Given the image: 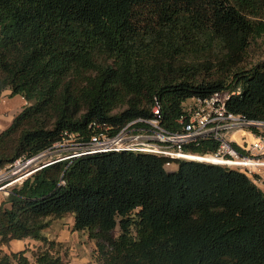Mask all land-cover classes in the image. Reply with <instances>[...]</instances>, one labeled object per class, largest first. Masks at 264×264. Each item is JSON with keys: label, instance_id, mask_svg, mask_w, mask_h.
<instances>
[{"label": "trees", "instance_id": "1", "mask_svg": "<svg viewBox=\"0 0 264 264\" xmlns=\"http://www.w3.org/2000/svg\"><path fill=\"white\" fill-rule=\"evenodd\" d=\"M263 37L264 0H0V99L26 100L0 131V170L64 131L115 133L156 100L170 132L215 92L264 120V57L252 53ZM220 144L208 135L182 150ZM67 215L96 244L97 262L81 264H264V189L226 164L114 150L46 165L0 202V264H73L44 234ZM27 238L43 245L3 248Z\"/></svg>", "mask_w": 264, "mask_h": 264}, {"label": "built area", "instance_id": "2", "mask_svg": "<svg viewBox=\"0 0 264 264\" xmlns=\"http://www.w3.org/2000/svg\"><path fill=\"white\" fill-rule=\"evenodd\" d=\"M229 96L227 92H215L208 97H194L187 112L179 118L182 128L176 132H170L161 125L162 106L158 100L149 117L133 119L115 133L101 131L90 140L82 141L74 133L64 131L63 138L50 148L31 157H20L1 169L0 192L46 165L90 153L129 150L187 158L189 153L182 150L183 145L208 135L221 141L218 152L211 155L235 162L220 164L238 165L254 175L257 168L264 166V120L250 121L241 114L229 111L226 106ZM250 123L254 126H250ZM251 127L257 129L253 130ZM246 128L254 131L256 140L246 142L245 151L248 154H241L232 146L227 135L234 130Z\"/></svg>", "mask_w": 264, "mask_h": 264}, {"label": "rangeland", "instance_id": "3", "mask_svg": "<svg viewBox=\"0 0 264 264\" xmlns=\"http://www.w3.org/2000/svg\"><path fill=\"white\" fill-rule=\"evenodd\" d=\"M252 53L257 57H264V37L260 38L257 44L253 45ZM22 95L14 94L10 95L9 91H5L0 99V130L8 127L14 118V116L22 109L26 104ZM24 104V105H23ZM23 105V106H22ZM248 154V153H247ZM186 158V157H185ZM190 159V158H188ZM206 161V160H204ZM210 162V161H209ZM233 167L241 168L238 165H230ZM176 164L172 163L167 165L168 169L175 168ZM261 168V167H260ZM257 168L254 171V178L259 181L262 178V169ZM264 168V167H262ZM252 175L251 173H249ZM22 182V181H21ZM21 182H15L9 185L5 191L0 192V202L8 195L11 189ZM259 186L264 189V183H260ZM73 216L67 215L63 218L54 219L51 224L44 230V234L50 240H55L59 243V250L63 257L73 263H96V244L91 239L87 231H77L73 229ZM118 228L113 231L114 235L118 234ZM39 245H43L41 241L34 239H22L13 240L10 245L3 246L5 250H18L25 247L35 248Z\"/></svg>", "mask_w": 264, "mask_h": 264}, {"label": "crops", "instance_id": "4", "mask_svg": "<svg viewBox=\"0 0 264 264\" xmlns=\"http://www.w3.org/2000/svg\"><path fill=\"white\" fill-rule=\"evenodd\" d=\"M7 91H9V93H10L9 89H7ZM23 99L25 100L24 97H23ZM25 103H26V100H25ZM2 130H3V128H2ZM227 137L231 142H236L237 144H239L244 150H245V146L247 144L246 142L251 143V142H254L256 140V136H255L254 131L250 130L249 128L237 129V130H234L232 132H229ZM245 153H248V152L245 151ZM260 169H262V171H261L262 178L259 179V181H257L258 184L264 183V168L261 167Z\"/></svg>", "mask_w": 264, "mask_h": 264}, {"label": "bare ground", "instance_id": "5", "mask_svg": "<svg viewBox=\"0 0 264 264\" xmlns=\"http://www.w3.org/2000/svg\"><path fill=\"white\" fill-rule=\"evenodd\" d=\"M187 158L196 159V160H206V161L217 162V163H228V164L235 163L234 160L222 158V157H218V156L210 155V154L199 155V154L189 153Z\"/></svg>", "mask_w": 264, "mask_h": 264}, {"label": "water", "instance_id": "6", "mask_svg": "<svg viewBox=\"0 0 264 264\" xmlns=\"http://www.w3.org/2000/svg\"><path fill=\"white\" fill-rule=\"evenodd\" d=\"M250 126H254V124L253 123H250Z\"/></svg>", "mask_w": 264, "mask_h": 264}]
</instances>
